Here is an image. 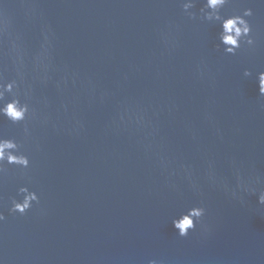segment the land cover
<instances>
[{
	"label": "water",
	"instance_id": "95a60500",
	"mask_svg": "<svg viewBox=\"0 0 264 264\" xmlns=\"http://www.w3.org/2000/svg\"><path fill=\"white\" fill-rule=\"evenodd\" d=\"M201 7L191 19L180 0H0V74L23 73L35 110L28 137L0 116V135L31 161L0 180L3 264H264L257 195L241 204L209 179L264 175V0L223 9L253 10L256 46L235 56ZM45 35L47 82L33 64ZM25 185L39 204L10 214ZM197 204L201 224L178 237L173 217Z\"/></svg>",
	"mask_w": 264,
	"mask_h": 264
},
{
	"label": "clouds",
	"instance_id": "9594fccd",
	"mask_svg": "<svg viewBox=\"0 0 264 264\" xmlns=\"http://www.w3.org/2000/svg\"><path fill=\"white\" fill-rule=\"evenodd\" d=\"M198 0H180L181 7L184 13L191 19L197 18V14L191 9L195 8ZM230 3V0H203V7L200 8L199 19L207 22H219L221 32L219 33L220 44L223 45V52L226 55L235 56L242 47L254 48L256 39L253 35V25L249 21V17L253 16L251 7H245L240 13L226 15L223 9ZM5 34V27L0 23V38ZM219 48L220 45H217ZM50 41L47 35L44 36L41 44L40 52L33 57L34 68L38 72H43V82L49 79L47 73L50 68L49 59ZM10 51L14 54V62H18L23 67V57L17 47L15 41H10ZM252 73L245 69L243 75L250 76ZM24 77L21 71L17 72L16 78L6 79L0 74V116L6 117L13 124H23L25 137L30 135L27 121L30 118H35V110L29 103L31 88L28 87L23 92V98L19 92L20 85L23 83ZM257 81L259 86V95L264 97V71L257 73ZM6 95L10 99L6 100ZM123 119V117H121ZM22 144L14 138H4L0 135V180L7 175L9 167L14 166L21 171L28 170L31 166L29 156L22 150ZM233 177L234 185L229 184L226 179H218L214 173H209V179L214 184H219L223 190L233 199H237L241 204L245 203L243 194L257 195L258 205L264 206V175H245L241 167H234ZM16 197L10 198V214L25 215L33 204H39L40 197L34 190L25 186H20L17 190ZM206 208L203 204L193 205L188 207L186 211L181 212L178 216L173 217L172 224L177 232L178 237H187L190 232L196 230L197 224H201ZM6 217L3 211H0V223L5 221ZM204 232L208 229L202 225ZM0 264L3 261L0 260ZM147 264H160L156 259L148 260Z\"/></svg>",
	"mask_w": 264,
	"mask_h": 264
}]
</instances>
